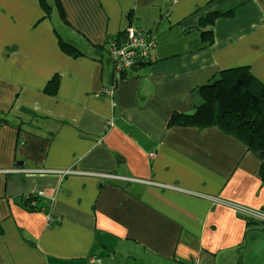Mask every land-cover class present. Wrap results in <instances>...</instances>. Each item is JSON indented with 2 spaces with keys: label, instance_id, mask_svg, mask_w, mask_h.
<instances>
[{
  "label": "crops",
  "instance_id": "1",
  "mask_svg": "<svg viewBox=\"0 0 264 264\" xmlns=\"http://www.w3.org/2000/svg\"><path fill=\"white\" fill-rule=\"evenodd\" d=\"M47 3L0 0V264H264L260 160L170 125L223 72L264 85V0ZM132 25L156 46L120 75Z\"/></svg>",
  "mask_w": 264,
  "mask_h": 264
},
{
  "label": "trees",
  "instance_id": "2",
  "mask_svg": "<svg viewBox=\"0 0 264 264\" xmlns=\"http://www.w3.org/2000/svg\"><path fill=\"white\" fill-rule=\"evenodd\" d=\"M41 1L45 7H49L47 0ZM218 16V13L214 14L208 22L213 23ZM65 46L66 49L74 50L68 45ZM202 92L204 103L191 115H174L170 125L217 127L236 138L260 160V176L264 182V85L247 68L235 69L223 72L221 79L202 88ZM39 200L37 195H30L27 197L25 209L29 212H40Z\"/></svg>",
  "mask_w": 264,
  "mask_h": 264
},
{
  "label": "built area",
  "instance_id": "3",
  "mask_svg": "<svg viewBox=\"0 0 264 264\" xmlns=\"http://www.w3.org/2000/svg\"><path fill=\"white\" fill-rule=\"evenodd\" d=\"M155 46L156 42L146 32L134 25L130 26L120 38H114L107 42L110 61L113 63L115 72L120 75L127 74L135 67L149 62L151 51ZM34 195L41 198L39 193ZM244 212L248 217L264 220V214L261 211L244 210ZM49 222V225L55 223L53 218H50Z\"/></svg>",
  "mask_w": 264,
  "mask_h": 264
}]
</instances>
